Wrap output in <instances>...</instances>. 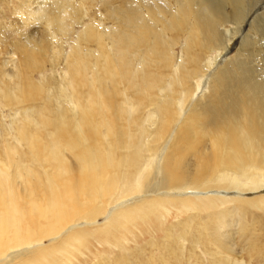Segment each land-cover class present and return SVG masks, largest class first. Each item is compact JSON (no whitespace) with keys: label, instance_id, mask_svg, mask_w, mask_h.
<instances>
[{"label":"bare ground","instance_id":"obj_1","mask_svg":"<svg viewBox=\"0 0 264 264\" xmlns=\"http://www.w3.org/2000/svg\"><path fill=\"white\" fill-rule=\"evenodd\" d=\"M33 1L0 60V264H77L98 234L120 264L132 226L264 212V0Z\"/></svg>","mask_w":264,"mask_h":264},{"label":"rangeland","instance_id":"obj_2","mask_svg":"<svg viewBox=\"0 0 264 264\" xmlns=\"http://www.w3.org/2000/svg\"><path fill=\"white\" fill-rule=\"evenodd\" d=\"M34 1L31 4H35L33 5L34 8L45 3L43 0H41V2L40 0H37L38 2L36 0ZM22 4L23 0H0V53L3 52L0 54V60L10 57L12 53V44L17 39H20V37H23L19 35V30L22 29L21 24L26 20V17H23V20V13L19 15L15 14ZM18 17L21 19H18ZM40 20L41 19L38 20V18H34L31 21L29 20L30 25L27 24L23 28V34L21 35H28L29 33L34 34L35 31L46 28L47 32L49 31V36L54 35L56 39L60 38L63 40L64 45H66L68 49L69 45L67 44H72V38L75 37L76 33L69 34L66 36V39H64L60 33L56 34L51 32V29L47 28L45 23ZM80 29L81 27H78L77 31ZM56 39H54V45L56 44ZM5 50L8 51V54H6L7 52ZM178 50L179 47L177 48V51ZM233 56H235V51L226 54L224 58L229 59ZM260 59L261 58H259L258 62H253L252 64H257L256 67L261 68L264 72V61L262 60L260 63ZM39 78L40 76H37V79ZM8 119V116L2 117V120L8 121ZM236 205L241 206L243 210L240 211L239 215L237 214L235 216L234 221H231L232 225L230 228L221 231L224 235L228 233L231 236L230 243L233 246L232 249H234V253H231L232 255L230 254L232 261L234 264H264V212L262 209L248 208L245 204L241 205L236 202H230L226 207H221L214 213L208 214L209 217L215 215L214 220L210 218L205 221L203 216L197 215L195 223L190 226L170 223L166 230H160L158 228L144 229L143 225L132 226L129 232H125L127 241L123 240L125 242L123 244L127 243L126 245H128V248L127 251L125 249V260H121L120 264H212V259L216 258L217 255H212L210 252V249H215V246H211L208 239L212 233H215V223L219 217V214L216 213L221 210H229L232 212ZM178 218L172 217L170 221L173 222ZM101 220L102 219L99 221L101 222ZM204 222L211 224V229L206 230L203 226ZM183 227L186 228L184 232L182 231ZM180 233H183L184 240L178 238V234ZM214 237L217 238L218 236L215 234ZM190 240H193V242ZM120 242H122V240ZM104 244L100 243L98 234V239H91L85 253L75 255L74 260L76 261H74V263L117 264L121 259V250L124 249H120L119 246L121 245H113L112 247L107 243ZM217 250L218 252L221 251L219 248H217L216 251ZM89 252L91 253L88 254ZM221 254L222 252H220L218 256Z\"/></svg>","mask_w":264,"mask_h":264}]
</instances>
